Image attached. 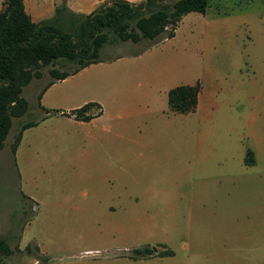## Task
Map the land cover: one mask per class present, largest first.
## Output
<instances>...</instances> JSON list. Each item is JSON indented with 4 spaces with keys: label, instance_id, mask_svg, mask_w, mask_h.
Segmentation results:
<instances>
[{
    "label": "rangeland",
    "instance_id": "374dc122",
    "mask_svg": "<svg viewBox=\"0 0 264 264\" xmlns=\"http://www.w3.org/2000/svg\"><path fill=\"white\" fill-rule=\"evenodd\" d=\"M130 53L139 56L125 69L147 72L135 81L164 89L147 103L148 118L130 117V86L115 83V67L93 64L61 84L102 96L100 117L49 120L25 131L12 155L52 65L22 86L27 109L0 147V235L11 248L0 264H264V0H208L204 12L183 13L169 38L105 41L98 52ZM89 79L106 84L84 87ZM195 81L200 105L171 110L167 89ZM155 154L163 170L151 167ZM164 239L174 252L164 259L123 249L160 250Z\"/></svg>",
    "mask_w": 264,
    "mask_h": 264
},
{
    "label": "trees",
    "instance_id": "16d2710c",
    "mask_svg": "<svg viewBox=\"0 0 264 264\" xmlns=\"http://www.w3.org/2000/svg\"><path fill=\"white\" fill-rule=\"evenodd\" d=\"M208 0H104L90 12H71L66 24L47 19L32 21L23 7L22 0H2L0 6V147L11 125L12 118L22 115L27 101L21 94L22 86L41 75L43 65H52V76L37 92V105L45 110L37 118L21 121L13 135L9 148L13 155L24 128L34 125L38 119L58 109L40 105L42 89L54 79L63 78L81 67L100 60L99 49L105 41L142 38H169L181 15L187 11L204 12ZM55 7V12L58 11ZM169 27V28H168ZM57 59L74 62L69 69L53 66ZM198 81L171 86L167 90V103L171 110L185 113L192 111L197 102ZM95 107V111L91 108ZM101 112V105L87 101L78 107L61 113L75 119L87 120ZM244 161L253 162L247 150ZM154 247L136 248L137 254L152 253ZM11 248L0 235V254H9ZM158 255L172 254L169 248L157 250Z\"/></svg>",
    "mask_w": 264,
    "mask_h": 264
},
{
    "label": "crops",
    "instance_id": "0c3cea01",
    "mask_svg": "<svg viewBox=\"0 0 264 264\" xmlns=\"http://www.w3.org/2000/svg\"><path fill=\"white\" fill-rule=\"evenodd\" d=\"M1 1L2 0H0V6H1ZM102 1H104V0H22L24 10L29 15V17L32 21H39L42 19H47V20H50L54 23L67 22L69 17H70L71 12L88 13L98 3L102 2ZM128 1L137 2L139 0H128ZM56 6L59 8L57 12H55V10H54ZM67 17H68V19H67ZM64 19L65 20L67 19V20L65 21ZM174 32H175V30H174ZM138 56H139V53H130L126 56L128 59L127 61L121 60L122 56H120V55L116 56L114 58H111V59H101L100 58V60H98L96 62H91V63L81 67L79 70H77L74 73H71V74H69L63 78L54 79L51 83H49L48 85H46L42 89V91L40 93V97H39V103H40V105H43L46 108V110L47 109H58L59 111L54 112V113H49L46 116H44L43 118L38 119V121L34 125H31V126L24 128L21 132V136L23 135V133L25 131L32 129V128L34 129L35 127H37L39 125L41 126L49 120H51L52 122L57 121V120H64V121H76V122L87 123V122H90L94 119H98V117H100V115L103 111V105H101L102 100H103L102 96L95 95L94 93H91V94L88 93V91H87L88 88L84 92H81L82 91V90L80 91L81 87H78L77 85L67 86V85L61 84L65 81H67L70 77H73V75H75V74L79 73L80 71H83L84 69H87L88 67H91L93 64H97V63H100L101 65L104 64L105 70L107 69V67L109 65H111L112 67H115L116 78H118V80H116L115 83L123 86L124 89H125V87H127V85L130 86V88H128V90L131 91V97L129 95H127L125 97V95H124L123 101H122V103H126L125 104L126 106H130V105L133 106L134 109L129 110V111H133L130 114V117L131 116L136 117V119H138V120L148 118L150 113H152V109L150 107H148L147 103L150 104L160 94L164 96V89H158L155 85H153L151 83V80H148V81L145 80L142 83H141V81H135V77L143 76L144 78H146L147 77L146 71H143L142 69L133 70L132 68L130 70L125 69V67H126L125 64L127 62H133L134 59L137 58ZM106 73L110 74L111 72H106ZM87 83H89V84L85 85L84 87H88V86L94 87V86H96V83H100L97 85L104 87L106 84V82L103 83V80H96V79H89V80H87ZM179 84H183V83H179ZM188 84H191V83H188ZM118 90L119 89H113V90L110 89V90H108V92L112 96L111 93L113 91L118 92ZM79 91H80V94H79ZM198 92H200V89H198V91H197L196 106L200 105V99L198 101V94H199ZM118 93L121 94L120 92H118ZM87 101H94V102L99 103L101 105L100 114L92 116L87 120H82V119H75L72 115H67V114L61 113L62 111L68 112L70 109L78 107ZM166 101H167V91H166ZM143 104H145V108H142ZM36 107L38 109V112L34 115L35 117H33V118H37L41 114L46 113V111L39 108V106H37V104H36ZM137 109H138V111H137ZM178 113H180V112H178ZM20 143H21V137H20V140L16 146L15 151L17 150V147H19ZM247 150H248V148H246V150L244 152V157H245V153ZM244 157H243V162L246 163L244 161ZM253 161H254V156H253ZM151 167L154 169V171H159V169L163 170L164 169V156L159 155V154H155L153 156V161L151 163ZM118 198H119L118 200L121 199L120 196ZM132 205H135V203H132ZM171 234L173 235V232H170L169 229H167L164 226V238H166L168 236H172ZM158 244L159 245L161 244V250H162V249L166 248L165 245L167 244V241L164 239V242H161ZM136 248L137 247L124 246L123 249L124 250H131V249L135 250ZM155 248H157V247H155ZM155 248H154L153 252L157 251V250H155ZM85 250H87V249H85ZM222 251H224V249H222ZM153 252L145 255V257L146 258H152V259L158 257L160 259H164L166 257L173 256V253H174L172 250V254H166V255L160 256V255L154 254ZM123 257L125 259H128V261H130V262L132 260L133 263H135V261H136V258H130V256L129 257L123 256ZM126 262L124 264H126Z\"/></svg>",
    "mask_w": 264,
    "mask_h": 264
}]
</instances>
